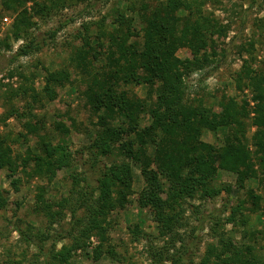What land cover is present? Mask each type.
<instances>
[{"label": "trees", "instance_id": "trees-1", "mask_svg": "<svg viewBox=\"0 0 264 264\" xmlns=\"http://www.w3.org/2000/svg\"><path fill=\"white\" fill-rule=\"evenodd\" d=\"M2 4L15 15L14 38L23 40L9 62L38 53L55 40L61 25L46 35H34L35 16H51L56 10L85 4L82 15L92 6L91 0H4ZM75 20L72 17L67 23ZM226 32L227 27L198 0L133 1L116 6L100 19L85 21L76 33L78 42L71 45L70 64L54 70L45 67L41 88L35 86L34 75L9 71L7 78L16 76L20 82L17 86L0 83L6 110L3 118L19 119L24 131L15 136L0 131V170L8 171L18 190L14 177L18 164L11 143L29 135L35 139V151H29L25 164L33 165L32 176L52 182L60 171L71 170L66 179L68 195L44 207L52 222L69 211L71 224L54 241L68 238L70 243L45 253L43 264H75L74 253L91 247L93 236L99 238L92 247L95 260L106 253L119 260L114 247H105L104 242L107 218L124 208L121 191L133 183L130 160L140 165L145 182L142 208L172 243L181 234L178 224L185 218L188 200L212 198L223 190L216 183L219 170L241 179L257 178L259 171L264 172V68H254L246 60L235 78L239 86L250 89L253 104L223 97L216 110L188 94L190 75L213 64L217 68L218 54L209 48ZM181 47L191 56L180 57ZM69 85L91 113L93 128L89 132L93 133L83 153L88 154L83 169H73L79 163L70 146L72 130H78L80 123L70 116V124L63 118L48 124L39 114L46 102L54 101L60 89ZM139 86L146 88L144 96L136 92ZM207 131L218 133L216 142L204 139ZM39 189L43 192L44 187ZM251 196L256 210L264 196ZM6 205L7 197L0 191V209ZM233 218L218 220L217 228L226 222L235 225ZM19 233L32 242L23 230ZM198 238L195 233L188 246L186 238L181 239L180 247L173 244L176 249L170 257H151L155 264L166 262L164 259L171 264L262 263L256 232L245 231L238 240L222 236L216 248L208 249L198 261L188 262L186 253L199 251Z\"/></svg>", "mask_w": 264, "mask_h": 264}, {"label": "rangeland", "instance_id": "rangeland-1", "mask_svg": "<svg viewBox=\"0 0 264 264\" xmlns=\"http://www.w3.org/2000/svg\"><path fill=\"white\" fill-rule=\"evenodd\" d=\"M0 0V83H11L17 86L20 82L15 76L7 78L9 71H23L35 76V86L41 88L45 83V67L54 70L70 64L72 43L78 42L76 33L82 29L85 21L100 19L110 14L113 9L125 7L131 2L140 0H91L89 12L80 14L85 4H77L65 9L56 10L51 16H35L32 28L34 35L43 36L50 30L59 27L55 40L51 41L43 50L27 57H20L13 62L9 58L14 55L22 39L16 40L12 33L14 14L5 10ZM203 3L204 10L227 27L226 36L216 39L211 51L218 54L217 68L213 64L205 69L193 73L187 78L188 94L196 101L203 100L208 106L220 110V100L223 97L235 99L239 102L250 101L253 104L250 89L238 85L235 78L247 60L258 69L264 68V0H198ZM29 6L31 3L28 4ZM72 17L74 22L67 23ZM7 18V20H5ZM11 47H10V46ZM178 55L182 58L190 57V51L181 47ZM4 87L3 89H5ZM136 92L144 96L146 88L139 86ZM4 91V90H3ZM0 90V97H1ZM5 106L0 99V131L15 136L24 131L22 122L17 118L4 119ZM48 124L56 118L71 123L73 116L80 123L78 130H72L70 146L79 165L73 169H83L88 154H83L90 144L92 133L90 111L79 100L75 89L69 85L59 91V97L52 102H46L39 110ZM59 114L62 117H59ZM253 129L249 131L252 135ZM218 133L205 132L204 139L216 142ZM11 143V142H10ZM13 155L17 159L18 190L11 183L8 171L0 170V191L7 197V205L0 209V264H43L44 254L52 250H60L69 245L70 239L64 238L54 241L60 233L65 234L70 222L69 211L58 217L54 222L48 219L44 212L47 204H55L69 193L66 181L71 170H62L52 182L40 181L32 176L33 165H26L25 158L29 151H35V139L29 135L27 139L11 143ZM83 163V164H82ZM133 183L131 187L123 188L121 197L124 208L117 209L107 218L109 224L105 234V247L112 245L118 252L119 260L109 254H103L95 260L92 247L98 245L99 238L93 236L91 247L85 252L78 250L72 261L75 264H155L151 256L161 254L170 257L171 253L181 245V239L186 238V245L190 244L193 235H198L197 250L191 249L186 253L187 261H198L208 249L216 248L222 236L237 240L242 238L243 232H256L259 242L258 250L263 257L264 264V200L253 210L252 193L264 196V172L259 171L256 178L241 179L237 174L227 170H219L216 183L221 185L222 191L212 198L189 199L186 205L185 218L178 224L181 234L172 243L160 233L156 221L147 209L142 208V191L145 186L140 165L131 161ZM90 164V163H87ZM81 167V168H80ZM89 166H87L88 168ZM40 187H44L40 192ZM164 193V188L160 190ZM41 193V194H40ZM234 215L235 225L226 222L217 228L216 222ZM220 221V222H221ZM242 222L247 224L244 226ZM19 229L27 233L32 242H26L20 235ZM223 231L225 234H223ZM176 245V248L173 246ZM42 248V250L40 249ZM165 264H171L164 259Z\"/></svg>", "mask_w": 264, "mask_h": 264}, {"label": "built area", "instance_id": "built-area-1", "mask_svg": "<svg viewBox=\"0 0 264 264\" xmlns=\"http://www.w3.org/2000/svg\"><path fill=\"white\" fill-rule=\"evenodd\" d=\"M5 20H7V18Z\"/></svg>", "mask_w": 264, "mask_h": 264}]
</instances>
